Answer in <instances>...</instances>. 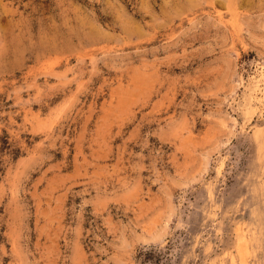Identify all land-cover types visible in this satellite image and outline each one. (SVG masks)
I'll return each instance as SVG.
<instances>
[{
  "label": "rangeland",
  "instance_id": "1",
  "mask_svg": "<svg viewBox=\"0 0 264 264\" xmlns=\"http://www.w3.org/2000/svg\"><path fill=\"white\" fill-rule=\"evenodd\" d=\"M0 264H264V0H0Z\"/></svg>",
  "mask_w": 264,
  "mask_h": 264
}]
</instances>
